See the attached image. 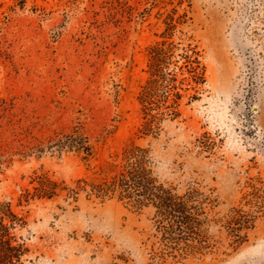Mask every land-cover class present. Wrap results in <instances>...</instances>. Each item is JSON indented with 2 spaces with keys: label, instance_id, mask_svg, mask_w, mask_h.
<instances>
[{
  "label": "rangeland",
  "instance_id": "1",
  "mask_svg": "<svg viewBox=\"0 0 264 264\" xmlns=\"http://www.w3.org/2000/svg\"><path fill=\"white\" fill-rule=\"evenodd\" d=\"M165 38L176 45L173 59L195 46L205 80L186 92L181 116L164 117L156 137L138 138L150 46ZM74 125L95 143L90 161L71 151L19 153ZM133 141L151 142L156 169L179 191L195 185L218 195L213 214L238 204L250 210L248 240L228 255L179 261L160 255L168 246L154 206L86 191L18 205L35 170L69 185L108 176ZM4 201L27 216L26 226L13 229L30 247L27 264H264V0H0ZM218 228L210 233L219 238Z\"/></svg>",
  "mask_w": 264,
  "mask_h": 264
},
{
  "label": "trees",
  "instance_id": "2",
  "mask_svg": "<svg viewBox=\"0 0 264 264\" xmlns=\"http://www.w3.org/2000/svg\"><path fill=\"white\" fill-rule=\"evenodd\" d=\"M174 24L169 23L171 36ZM173 41L165 38L150 46V76L142 85L138 98L142 104L143 122L138 138L149 135L156 137L160 132V122L166 116L175 119L182 115V99L194 83L205 80V67L202 65L195 46L184 47L181 59H173L176 47ZM191 99L196 95H190ZM190 102V100H189ZM51 150L59 154L76 152L84 160L90 161L95 154V143L82 125H74L69 130H56L37 138L31 144H23L19 153L40 154ZM118 168L108 176L95 178L81 177L74 185L65 179H58L46 170H35L31 175V186H23L18 205L35 199H53L63 191L68 197L78 199L80 192L86 191L103 201L117 197L120 201L137 209L154 206L158 217L157 228L166 239L168 249L161 256L172 255L179 261L190 256L202 258L206 253L223 252L230 254V248L237 250L248 240V230L255 227V217L243 205H232L226 213L213 214L220 204L219 196L206 194L195 185L179 191L172 182L162 179L156 169L158 159L151 142L142 144L133 141L121 155ZM248 193L256 196L255 187ZM214 223L219 224L220 237L210 233ZM28 224L27 216L13 209L12 201L0 203V264H27L30 247L26 238L13 232L17 227ZM227 228L225 240L223 229ZM158 253V252H157ZM159 255V253H158ZM157 256V255H156Z\"/></svg>",
  "mask_w": 264,
  "mask_h": 264
}]
</instances>
